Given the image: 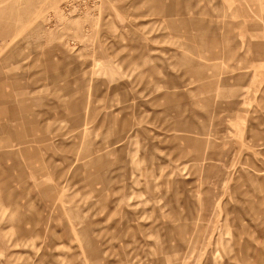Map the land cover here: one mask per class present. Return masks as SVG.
<instances>
[{
    "label": "rangeland",
    "instance_id": "374dc122",
    "mask_svg": "<svg viewBox=\"0 0 264 264\" xmlns=\"http://www.w3.org/2000/svg\"><path fill=\"white\" fill-rule=\"evenodd\" d=\"M0 264H264V0H0Z\"/></svg>",
    "mask_w": 264,
    "mask_h": 264
}]
</instances>
